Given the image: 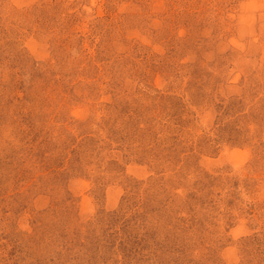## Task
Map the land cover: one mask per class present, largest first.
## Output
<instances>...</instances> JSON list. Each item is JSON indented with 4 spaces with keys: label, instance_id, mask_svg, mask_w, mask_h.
Returning a JSON list of instances; mask_svg holds the SVG:
<instances>
[{
    "label": "rangeland",
    "instance_id": "rangeland-1",
    "mask_svg": "<svg viewBox=\"0 0 264 264\" xmlns=\"http://www.w3.org/2000/svg\"><path fill=\"white\" fill-rule=\"evenodd\" d=\"M0 264H264V0H0Z\"/></svg>",
    "mask_w": 264,
    "mask_h": 264
}]
</instances>
